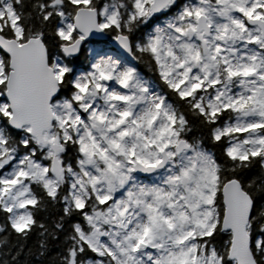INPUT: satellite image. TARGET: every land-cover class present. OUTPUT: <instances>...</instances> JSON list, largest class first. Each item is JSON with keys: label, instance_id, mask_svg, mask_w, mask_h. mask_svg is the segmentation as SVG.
I'll return each instance as SVG.
<instances>
[{"label": "snow or ice", "instance_id": "6c2138e0", "mask_svg": "<svg viewBox=\"0 0 264 264\" xmlns=\"http://www.w3.org/2000/svg\"><path fill=\"white\" fill-rule=\"evenodd\" d=\"M0 217L13 264H264V0H0Z\"/></svg>", "mask_w": 264, "mask_h": 264}, {"label": "trees", "instance_id": "16d2710c", "mask_svg": "<svg viewBox=\"0 0 264 264\" xmlns=\"http://www.w3.org/2000/svg\"><path fill=\"white\" fill-rule=\"evenodd\" d=\"M107 39H111V37H107ZM98 46L105 47L106 42H97ZM108 47V46H107ZM135 63V62H134ZM141 71L149 78H153V74L148 71V69L144 65H138ZM199 129L196 130V135H200ZM206 145L212 147L206 140ZM215 150V149H213ZM54 213L52 210L42 211L39 214V218L46 219L53 216ZM0 221H2V217H0ZM13 243H15V237L11 238ZM17 249L13 248L11 254L0 255V264H3L4 261H7L8 264H13L12 255L16 254ZM58 251V247H53L47 257H40L37 253V244L36 237L34 236L31 240L25 243L24 250L17 257L19 264H49L50 259L55 255Z\"/></svg>", "mask_w": 264, "mask_h": 264}, {"label": "water", "instance_id": "95a60500", "mask_svg": "<svg viewBox=\"0 0 264 264\" xmlns=\"http://www.w3.org/2000/svg\"><path fill=\"white\" fill-rule=\"evenodd\" d=\"M108 42L109 43V45H110V47L113 49V50H116V48H117V46L115 45V42L114 41H112L111 39H107V37H105V38H103V39H100V40H98L97 42H101V43H103V42ZM130 59V58H129Z\"/></svg>", "mask_w": 264, "mask_h": 264}, {"label": "flooded vegetation", "instance_id": "af4514ba", "mask_svg": "<svg viewBox=\"0 0 264 264\" xmlns=\"http://www.w3.org/2000/svg\"><path fill=\"white\" fill-rule=\"evenodd\" d=\"M106 46H108V48L111 50V51H115V50H113L111 47H110V45H109V43L106 41V44H105ZM135 61H133V63H134Z\"/></svg>", "mask_w": 264, "mask_h": 264}, {"label": "rangeland", "instance_id": "374dc122", "mask_svg": "<svg viewBox=\"0 0 264 264\" xmlns=\"http://www.w3.org/2000/svg\"><path fill=\"white\" fill-rule=\"evenodd\" d=\"M101 47V46H100Z\"/></svg>", "mask_w": 264, "mask_h": 264}]
</instances>
